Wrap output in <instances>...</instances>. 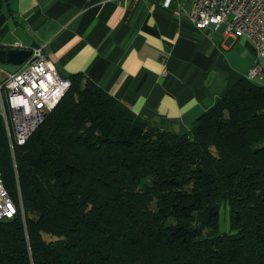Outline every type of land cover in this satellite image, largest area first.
<instances>
[{"label": "trees", "instance_id": "16d2710c", "mask_svg": "<svg viewBox=\"0 0 264 264\" xmlns=\"http://www.w3.org/2000/svg\"><path fill=\"white\" fill-rule=\"evenodd\" d=\"M69 80L24 145L11 149L0 114L18 207L0 221V264H264V85L239 80L175 133Z\"/></svg>", "mask_w": 264, "mask_h": 264}, {"label": "crops", "instance_id": "0c3cea01", "mask_svg": "<svg viewBox=\"0 0 264 264\" xmlns=\"http://www.w3.org/2000/svg\"><path fill=\"white\" fill-rule=\"evenodd\" d=\"M191 0H4L1 48L42 47L65 77L82 74L153 126L189 132L264 55L225 24L198 28ZM22 64V63H21ZM17 65V64H16ZM20 65V64H18ZM4 70V69H3Z\"/></svg>", "mask_w": 264, "mask_h": 264}, {"label": "built area", "instance_id": "2783aa9c", "mask_svg": "<svg viewBox=\"0 0 264 264\" xmlns=\"http://www.w3.org/2000/svg\"><path fill=\"white\" fill-rule=\"evenodd\" d=\"M176 0H164L171 7ZM192 20L200 29L225 24V32L233 37H247L254 44L257 56L264 55V0H191ZM15 72L1 69L0 114L13 149L14 143L24 145L61 101L71 87L50 61L42 47L32 49L31 55ZM249 79L263 76L258 61ZM18 212L3 181L0 169V221L13 218Z\"/></svg>", "mask_w": 264, "mask_h": 264}, {"label": "water", "instance_id": "95a60500", "mask_svg": "<svg viewBox=\"0 0 264 264\" xmlns=\"http://www.w3.org/2000/svg\"><path fill=\"white\" fill-rule=\"evenodd\" d=\"M31 52L32 51L27 48H0V62L18 65L27 60Z\"/></svg>", "mask_w": 264, "mask_h": 264}, {"label": "rangeland", "instance_id": "374dc122", "mask_svg": "<svg viewBox=\"0 0 264 264\" xmlns=\"http://www.w3.org/2000/svg\"><path fill=\"white\" fill-rule=\"evenodd\" d=\"M19 68H20L19 65L7 64V63L4 64V63L0 62V71H1V69H4L7 72H15ZM3 78H4V74L0 72V79H3ZM3 122H4V120H3ZM6 134H7V140H8V142H10L9 135H8L7 131H6ZM10 147H11V145H10ZM11 149H12V147H11ZM225 213H226V207L223 205V207H222V225H227V222H228L227 219H224V217H223V216H225ZM223 220H224V222H223ZM47 238L49 239V237H47Z\"/></svg>", "mask_w": 264, "mask_h": 264}]
</instances>
